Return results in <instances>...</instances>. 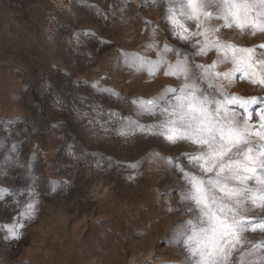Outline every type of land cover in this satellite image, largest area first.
<instances>
[{
    "label": "rangeland",
    "instance_id": "1",
    "mask_svg": "<svg viewBox=\"0 0 264 264\" xmlns=\"http://www.w3.org/2000/svg\"><path fill=\"white\" fill-rule=\"evenodd\" d=\"M169 6L167 0H0V224H23L19 239H3L7 230L0 229V264H182L176 237L191 214L168 160L186 163L188 146L153 135L156 117L139 105L151 100L158 111L174 103L183 77L163 75V65L150 77L126 58L187 60L191 73H199L195 65L218 53L194 55L198 46L178 39L163 18ZM238 32L222 30L243 47L264 44V34ZM241 76L231 73L225 96L264 97V87ZM190 82L213 91L207 80ZM253 107H264V100ZM129 124L131 134L119 135ZM33 201V217L21 216ZM244 236L251 243L238 248L237 264H264V234Z\"/></svg>",
    "mask_w": 264,
    "mask_h": 264
},
{
    "label": "snow or ice",
    "instance_id": "2",
    "mask_svg": "<svg viewBox=\"0 0 264 264\" xmlns=\"http://www.w3.org/2000/svg\"><path fill=\"white\" fill-rule=\"evenodd\" d=\"M177 2L167 0L170 6L163 18L172 25L178 39L198 46L194 55L207 56L215 49L217 58L195 65L199 73H191L187 60L153 63L134 56L127 57L126 62L136 71L146 69L150 77L162 70L161 65L163 75L183 77L174 103L159 106L158 111L151 100H142L139 105L141 113L156 117L157 123L151 126L157 129L153 135L172 145L188 146L183 153L186 163L168 160L183 181L181 201L191 214L176 237L183 249L182 264H237L238 248L251 243L244 234H264V107H253L264 97L223 93L232 84V72H240L241 79L264 87V59L258 58L264 55V44L243 47L224 36L222 30L235 28L239 30L237 35L264 34V0H182L179 8L171 6ZM185 21L193 23L188 26ZM165 51L173 49L165 46ZM226 63L232 65L229 71L218 70ZM193 80L209 81L213 91L200 89L190 82ZM228 104H239V110H230ZM127 127L129 131L122 129L119 135H130L131 124ZM136 127L143 132L147 126ZM252 180L255 186H250ZM35 206V201L27 204L21 216L31 219ZM18 228L22 229L23 224H0V229L7 230L3 239H19ZM249 254L254 253L249 250Z\"/></svg>",
    "mask_w": 264,
    "mask_h": 264
}]
</instances>
